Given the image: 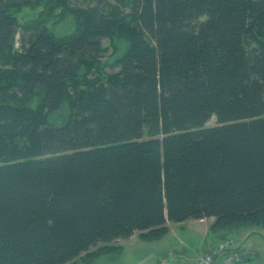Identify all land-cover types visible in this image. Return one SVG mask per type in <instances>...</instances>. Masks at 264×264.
I'll return each instance as SVG.
<instances>
[{
	"label": "trees",
	"instance_id": "obj_1",
	"mask_svg": "<svg viewBox=\"0 0 264 264\" xmlns=\"http://www.w3.org/2000/svg\"><path fill=\"white\" fill-rule=\"evenodd\" d=\"M44 3L76 29L20 23ZM2 135L0 264L115 254L172 222L264 226V0H0Z\"/></svg>",
	"mask_w": 264,
	"mask_h": 264
},
{
	"label": "rangeland",
	"instance_id": "obj_2",
	"mask_svg": "<svg viewBox=\"0 0 264 264\" xmlns=\"http://www.w3.org/2000/svg\"><path fill=\"white\" fill-rule=\"evenodd\" d=\"M45 4H36L33 7L24 6L17 10V18L20 23L35 21L36 24L39 22V24H44L46 22L45 26L51 28L58 36L69 35L76 29L77 23L74 17L63 16L57 10L55 13L49 14V9H46ZM109 45L110 41L106 40L105 46ZM125 47V42L115 39L112 48L117 51L110 57V62L118 57ZM41 98V96L33 97L30 102L31 106L36 108L40 104ZM69 113L70 108L65 104L50 115V120L56 124H63ZM213 122H210L209 125H212ZM16 134L14 133V135ZM6 138V135H2L0 139L7 141L8 138ZM7 144L11 150H14L15 145H12L11 142H7ZM16 144L18 145L17 142ZM258 221L256 219L248 222L242 221L219 233H213L210 229L215 219H207L202 223L196 220H188L184 223L172 222L168 224L170 233L161 240L144 241L142 233L138 232L130 239L117 240L113 243L114 246L121 247V252L101 254V251L100 255L97 253L89 257L84 255L73 264H201L208 256H215L222 249V245H225L226 249L232 250L231 253H227L226 257L228 259L233 257V261L238 264H264V226ZM199 225H204L205 230H209V234L206 235V231L200 229ZM104 244L93 247L91 252L100 251L105 246ZM210 244L217 246L208 251Z\"/></svg>",
	"mask_w": 264,
	"mask_h": 264
},
{
	"label": "built area",
	"instance_id": "obj_3",
	"mask_svg": "<svg viewBox=\"0 0 264 264\" xmlns=\"http://www.w3.org/2000/svg\"><path fill=\"white\" fill-rule=\"evenodd\" d=\"M221 248L215 256H208L201 264H238V262L233 261V257L228 259L226 257L228 254L222 255L223 252L228 250L225 245H222Z\"/></svg>",
	"mask_w": 264,
	"mask_h": 264
},
{
	"label": "crops",
	"instance_id": "obj_4",
	"mask_svg": "<svg viewBox=\"0 0 264 264\" xmlns=\"http://www.w3.org/2000/svg\"><path fill=\"white\" fill-rule=\"evenodd\" d=\"M207 219H213V218H207ZM196 221H198V222H200V223H202V222H205L206 220H196ZM200 226V229H202V230H205V226L204 225H199ZM206 231V235H208L209 234V230L208 229H206L205 230ZM212 244V243H211ZM209 245V249H208V251L209 250H211V249H215L216 248V246L217 245ZM208 251L206 252V255L208 254ZM202 257V256H201Z\"/></svg>",
	"mask_w": 264,
	"mask_h": 264
},
{
	"label": "bare ground",
	"instance_id": "obj_5",
	"mask_svg": "<svg viewBox=\"0 0 264 264\" xmlns=\"http://www.w3.org/2000/svg\"><path fill=\"white\" fill-rule=\"evenodd\" d=\"M46 21H47V20H46ZM39 23H40V22H39ZM45 23H46V22H45ZM45 23H44V24H45ZM42 24H43V23H42ZM58 24H59V23H58ZM40 25H41V24H40ZM58 26H59V25H58ZM54 29H55V28H54Z\"/></svg>",
	"mask_w": 264,
	"mask_h": 264
}]
</instances>
